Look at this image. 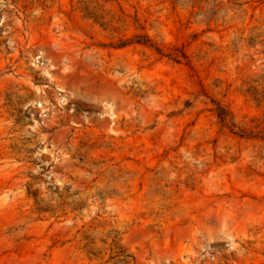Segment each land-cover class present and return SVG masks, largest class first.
Segmentation results:
<instances>
[{
    "label": "rangeland",
    "instance_id": "1",
    "mask_svg": "<svg viewBox=\"0 0 264 264\" xmlns=\"http://www.w3.org/2000/svg\"><path fill=\"white\" fill-rule=\"evenodd\" d=\"M0 264H264V0H0Z\"/></svg>",
    "mask_w": 264,
    "mask_h": 264
}]
</instances>
